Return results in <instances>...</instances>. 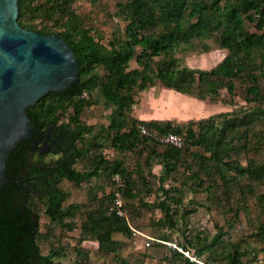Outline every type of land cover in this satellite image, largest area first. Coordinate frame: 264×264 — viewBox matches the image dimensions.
Listing matches in <instances>:
<instances>
[{
    "label": "trees",
    "instance_id": "trees-1",
    "mask_svg": "<svg viewBox=\"0 0 264 264\" xmlns=\"http://www.w3.org/2000/svg\"><path fill=\"white\" fill-rule=\"evenodd\" d=\"M73 0H18V21L24 27L45 33H56L63 37L73 49L79 63V72L76 80L71 82L63 90H48L36 102L29 105L26 110L36 125L38 131L48 128L62 130L64 148L53 151L57 156L43 160L44 153L31 147V140H21L13 148L6 159V173L13 176L12 181H6L0 186V264H55V257L59 252L51 248L43 253L37 244V232L39 229L38 209L32 203V198H39L42 202L44 213L51 221L60 222L71 227L64 218L73 216L75 208L79 205L69 203L64 205L67 196L66 190L59 184L63 178L76 183L88 181L100 167V161L93 159L91 166L86 169H77L74 163L78 158L85 156L94 145L90 140L77 144L82 140L83 134L89 131V127L79 121L83 102L77 101L73 106L72 125L58 120L59 111L64 107L65 101L69 102L74 97H79L85 90H89L98 83L95 78H84L89 68L98 62L106 64L107 72L99 83L103 96L113 102L117 108L112 115L109 127L115 130L112 135V145L120 150L132 149L139 141V131L134 120L128 130L120 131L123 118L121 109H128L133 102V87L144 89L151 85L155 78L162 81L166 87L173 88L183 93L192 94L199 98L207 94H215L221 87L233 91V80L241 76L252 59L254 48H264V0H130L126 3H118L122 10L126 8L128 22L125 26V37L119 43L118 48L111 56L101 52L100 48L92 43L75 39L79 33L77 14L72 10ZM188 8L190 15H196L197 20L187 26L181 24L180 19ZM222 8L219 15L224 20V26L220 28V44L228 50V53L215 66L208 69L179 66L173 58L171 48L173 44L188 34H205V30L213 28L210 24L215 19L214 13ZM29 16L31 19L39 18L53 20V26L37 28L32 24H25L22 18ZM245 20L253 22V26L259 30L250 31L245 26ZM222 22H217L218 25ZM154 27H158L157 29ZM141 49L136 52L135 46ZM241 52L242 54H238ZM155 56H162L155 59ZM261 59H264L262 53ZM135 58L139 67L127 69L128 62ZM152 72L154 75L152 76ZM253 79V83L247 85L245 92L252 99L264 102V90L256 84V75L247 72ZM52 98V99H51ZM264 114V110L258 112ZM258 114V115H259ZM247 121L252 122L253 114L246 112ZM218 115L197 120L190 119L184 125H173L166 121L164 127L159 122L148 121L154 124L159 131L182 134L184 145L181 147L165 143L160 151L152 147L153 153L159 157L162 170L158 179L161 189L166 197L170 191L178 190L175 186L166 187L163 183L173 177L177 163L187 156H191L201 168V172L209 175L211 179L220 178L222 183L228 185L238 176L264 182V162L258 163L250 160L241 165L229 158L232 152H238L239 148L233 142L230 143L226 136L229 131L237 127L236 118H225L218 122ZM36 129L31 130L33 136L38 135ZM248 129L245 127L241 134L248 139ZM237 139V140H238ZM262 139V141H261ZM264 147L263 138H257ZM193 146H199L202 151H194ZM208 153V154H207ZM234 169V173L227 175L224 165ZM113 171L121 172L126 178L124 192L134 195L135 183L124 168L118 163L114 164ZM205 180H200L203 185ZM29 184V189L26 185ZM34 185V186H33ZM200 185V187H202ZM209 187V186H208ZM245 192L244 187H240ZM251 188L247 187L246 191ZM174 196V194H171ZM179 201V200H175ZM163 212V224L173 227L176 225L178 213L177 202L169 204L165 199L156 203ZM82 232L91 233L99 242L105 252H114L120 242L112 238L113 232L131 235L130 226L126 220L115 212L89 211L82 222ZM217 233V232H216ZM221 233L215 234L210 241L198 238L201 242L196 254L202 255L203 251L211 249L219 243ZM204 239V241H203ZM188 245L192 240L188 239ZM82 260H87L88 255L82 248L76 249ZM175 255L182 253L174 248ZM246 250L231 246L222 251L223 262L211 256L204 260L207 264H243L241 256ZM120 264H130L125 258H119ZM178 264V263H177ZM180 264H198L194 260L185 257Z\"/></svg>",
    "mask_w": 264,
    "mask_h": 264
},
{
    "label": "rangeland",
    "instance_id": "rangeland-1",
    "mask_svg": "<svg viewBox=\"0 0 264 264\" xmlns=\"http://www.w3.org/2000/svg\"><path fill=\"white\" fill-rule=\"evenodd\" d=\"M128 1L130 0H73L72 10L80 21L79 33L75 35V39L95 44L102 53L111 56L124 39L125 26L129 20L126 8L121 10L118 3ZM222 12L220 8L214 13L215 19L210 24L213 28L205 30V34L190 33L187 37L181 36L173 44L170 54L179 66L212 68L228 53L219 40L220 28L224 26V20L219 16ZM196 20V15H190L186 8L180 22L187 26ZM22 21L37 28L42 26L59 30V27L53 26V20L40 21L39 18L31 19L27 16ZM217 22L222 24L215 25ZM245 26L250 31L259 32L253 22L245 20ZM135 49L139 52L141 46L136 45ZM252 52L251 63L242 70L241 76L234 78L232 92L223 86L217 93L199 98L166 87L157 78L144 89L133 87L130 92L134 100L128 109H121L123 113L119 117L123 121L119 130H128L135 120L139 141L135 147L126 150L112 145L115 130L109 125L112 115H116L114 111L117 106L103 96L99 83L107 72L106 64L98 62L92 65L84 78L93 77L98 84L85 90L81 96L65 101L58 113V120L72 125L73 106L77 101L83 102L79 121L88 126L89 131L83 134L82 140H78L77 144L91 140L94 145L85 156L76 160L74 166L86 169L91 166L93 159L102 161L96 175L90 180L76 183L63 178L59 183L67 192L63 204L79 205L73 216L64 218L71 227L51 221L43 211L42 201L32 198V203L38 209L40 226L37 244L41 252L46 253L55 248L59 252L55 257V264H120L119 258H125L130 264H180L185 257L198 264H207L204 260L211 256L223 262L221 252L235 246L246 250L241 256L243 264H264V182L238 176L225 185L219 177L211 179L203 173L205 171L201 172L197 162L187 156L177 163L173 177L164 181L166 187L175 186L178 189L170 191L166 197L158 179L162 165L159 157L152 151V147L157 151L163 148L166 142L162 137L166 133L159 131L154 124L146 123L157 121L160 127H164L168 120L173 125L181 126L190 119L197 120L218 114V122L228 117L236 118L240 125L229 131L226 138L240 148L238 152H232L229 160L241 165L250 160L263 163L264 147L257 138L264 136V114L258 113L264 110V102L252 99L245 89L254 82L247 73L252 72L256 75V84L264 90V59L260 56L261 53L264 56V48L257 47ZM161 57L155 56V59ZM135 67H139L138 63L135 58H131L127 69ZM246 112L253 114L252 122L247 121ZM141 126L145 131L141 130ZM245 127L248 129V139L243 136L238 139L237 136ZM191 149L202 151L199 146ZM115 163L124 168L128 173L127 177L134 181V195L129 196L124 192L126 178L121 172L113 171ZM224 168L227 175L234 173V169L227 164ZM116 173L124 182L123 206L129 219L130 224H127L131 235L113 232L112 238L119 241L120 245L116 251L107 253L91 233L82 232L81 225L89 211L111 212L109 204L116 187ZM200 180H205L203 185L199 183ZM240 187H244L245 192H241ZM247 187L251 190L246 191ZM162 199L171 205L177 202L178 213L173 227L161 221L163 212L156 203ZM176 199L179 201H175ZM218 233H221L219 243L198 256L196 251L202 244L197 241L198 238L203 237L208 242ZM188 239L192 240L191 245H188ZM77 248H82L87 253V260L80 258ZM174 248L182 256L175 255Z\"/></svg>",
    "mask_w": 264,
    "mask_h": 264
},
{
    "label": "water",
    "instance_id": "water-1",
    "mask_svg": "<svg viewBox=\"0 0 264 264\" xmlns=\"http://www.w3.org/2000/svg\"><path fill=\"white\" fill-rule=\"evenodd\" d=\"M18 14V0H0V186L13 180L6 159L21 140L30 139L40 150L26 108L48 90L68 87L79 72L77 56L63 37L22 26ZM42 148L43 160L57 156Z\"/></svg>",
    "mask_w": 264,
    "mask_h": 264
},
{
    "label": "built area",
    "instance_id": "built-area-1",
    "mask_svg": "<svg viewBox=\"0 0 264 264\" xmlns=\"http://www.w3.org/2000/svg\"><path fill=\"white\" fill-rule=\"evenodd\" d=\"M141 130L145 131V128L141 126ZM162 140L166 143H169V144H172L178 147L182 146L184 143L183 138L173 132H167L162 137ZM114 180L116 182V187L114 188L113 193H112V200L109 204V209L112 212H115L120 217L126 218V214H125L124 206H123L124 204V201H123L124 182L118 173L115 174Z\"/></svg>",
    "mask_w": 264,
    "mask_h": 264
},
{
    "label": "flooded vegetation",
    "instance_id": "flooded-vegetation-1",
    "mask_svg": "<svg viewBox=\"0 0 264 264\" xmlns=\"http://www.w3.org/2000/svg\"><path fill=\"white\" fill-rule=\"evenodd\" d=\"M37 137L39 139L38 140V144L41 145L40 146V150H44L42 148V146L44 148H48L45 151H47V150L48 151H56L58 149L60 150V149L64 148V143L65 142H64V140L62 138V130L61 129L54 130L52 128H48L44 132L41 131V133H39L37 135ZM45 139H48L46 143H44ZM36 148H37V150H39L38 147H35L34 149H36ZM26 187H27V189H29V184H27Z\"/></svg>",
    "mask_w": 264,
    "mask_h": 264
},
{
    "label": "crops",
    "instance_id": "crops-1",
    "mask_svg": "<svg viewBox=\"0 0 264 264\" xmlns=\"http://www.w3.org/2000/svg\"><path fill=\"white\" fill-rule=\"evenodd\" d=\"M125 219H126L127 223L130 224L127 214H126V218Z\"/></svg>",
    "mask_w": 264,
    "mask_h": 264
}]
</instances>
